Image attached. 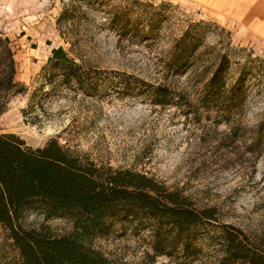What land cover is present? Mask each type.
Instances as JSON below:
<instances>
[{"label":"rangeland","instance_id":"374dc122","mask_svg":"<svg viewBox=\"0 0 264 264\" xmlns=\"http://www.w3.org/2000/svg\"><path fill=\"white\" fill-rule=\"evenodd\" d=\"M149 1L171 6L163 13L159 38L145 43L121 39L107 27L108 10L120 0L104 6L100 1L41 0L28 10L9 12L0 33L15 53L16 80L29 89L14 95L0 115V133H15L32 147L56 138L98 166L154 176L199 206H215L218 224L241 228L264 249V0ZM199 20L212 26L192 67L176 75L166 65L169 50L185 27ZM59 46L98 70L102 85L92 91L95 95L65 85L52 88L45 81L42 69ZM223 52L231 59L230 82L244 63L258 59L250 95L239 110L201 101ZM150 84L168 86L171 104H155ZM23 223L45 225L57 235L74 229L70 216L48 217L39 209L28 212ZM219 230L201 242L190 264H228L219 261ZM151 234L145 225H117L112 234L92 242L111 264H183L157 254ZM19 259L0 224V264H19Z\"/></svg>","mask_w":264,"mask_h":264},{"label":"trees","instance_id":"16d2710c","mask_svg":"<svg viewBox=\"0 0 264 264\" xmlns=\"http://www.w3.org/2000/svg\"><path fill=\"white\" fill-rule=\"evenodd\" d=\"M99 1L103 6L109 4V0H88L90 4ZM168 6L165 1L120 0L108 10L106 24L121 39L156 41ZM211 26L205 20L190 22L174 40L166 64L172 73L182 74L192 67ZM14 54L9 38L0 33V115L14 95L29 89L16 80ZM257 60L244 63L230 82L231 59L223 52L204 86L203 105L230 111L243 108L250 95L249 80L258 69L254 64ZM96 73L97 69L77 61L59 46L52 49L41 75L52 88L77 87L93 96L92 91L102 85ZM150 89L155 104H171L168 86L152 84ZM32 101L33 96L30 109ZM38 209L48 217L70 216L74 229L57 235L45 225L26 227V215ZM217 221L215 206H199L182 190L172 189L154 176L128 168L98 166L72 154L56 138L32 147L15 133H0V224L19 252V264H111L92 241L112 234L117 225L127 228L130 224L150 227L154 251L183 264H190L199 255L201 242L216 227H220L223 251L220 262L264 264V249L241 228Z\"/></svg>","mask_w":264,"mask_h":264},{"label":"crops","instance_id":"0c3cea01","mask_svg":"<svg viewBox=\"0 0 264 264\" xmlns=\"http://www.w3.org/2000/svg\"><path fill=\"white\" fill-rule=\"evenodd\" d=\"M39 1L41 0H0V24L5 25L8 22L9 12L28 10Z\"/></svg>","mask_w":264,"mask_h":264}]
</instances>
